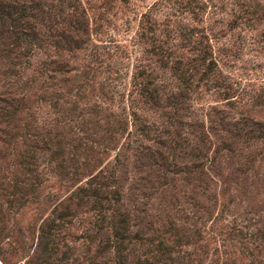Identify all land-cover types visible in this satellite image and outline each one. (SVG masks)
Here are the masks:
<instances>
[{"label":"rangeland","instance_id":"374dc122","mask_svg":"<svg viewBox=\"0 0 264 264\" xmlns=\"http://www.w3.org/2000/svg\"><path fill=\"white\" fill-rule=\"evenodd\" d=\"M38 1L0 264H264V0Z\"/></svg>","mask_w":264,"mask_h":264},{"label":"trees","instance_id":"16d2710c","mask_svg":"<svg viewBox=\"0 0 264 264\" xmlns=\"http://www.w3.org/2000/svg\"><path fill=\"white\" fill-rule=\"evenodd\" d=\"M37 3V5H35ZM38 0H23L19 3L17 0H0V19L6 18L10 25L11 35H13L15 45L21 41L29 42V34L33 32L32 22L35 18H40L43 15V11H40ZM38 16V17H37ZM30 20L28 21L27 19ZM31 24V25H30ZM23 25L28 27L25 31ZM215 63L211 59L208 61V69L210 70ZM58 69V68H57ZM3 85V84H2ZM1 86V84H0ZM5 89L0 93V175L1 179L5 178L4 173L9 172V169L15 164V158L13 157L14 134L12 133V126L18 111H20V99L10 95V87L4 86ZM7 90V91H6ZM60 143L56 144L59 147ZM27 153L24 158H27ZM95 192H97L94 189ZM93 191V192H94ZM10 204L11 199L6 200ZM55 224L53 221L45 223L44 228L40 230V240L43 242V249L45 251V245L48 241H53L51 238V230ZM52 247V246H51ZM50 249H48L49 251Z\"/></svg>","mask_w":264,"mask_h":264}]
</instances>
